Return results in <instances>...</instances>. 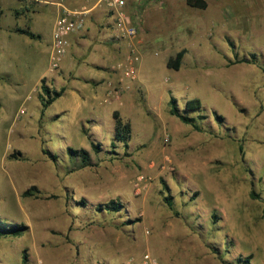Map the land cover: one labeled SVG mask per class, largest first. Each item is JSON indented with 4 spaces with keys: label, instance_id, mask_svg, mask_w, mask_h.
<instances>
[{
    "label": "rangeland",
    "instance_id": "rangeland-1",
    "mask_svg": "<svg viewBox=\"0 0 264 264\" xmlns=\"http://www.w3.org/2000/svg\"><path fill=\"white\" fill-rule=\"evenodd\" d=\"M204 1L197 9L129 0L135 36L121 38L104 2L77 0L103 15L82 33L70 65L45 80L63 94L43 109L42 64L15 41L9 62L7 36L43 3L0 0V223L26 226L0 237V264H21L23 251L28 264H146L145 255L157 264H244L248 256L264 264V0ZM99 19L110 22L106 41ZM181 49L175 71L167 63ZM102 51L113 55L109 78L85 85L78 75L92 64L84 62ZM132 52L137 78L118 84ZM171 97L180 111L200 101L188 114L199 130L170 114ZM115 112L130 123L128 148L114 141ZM110 201L124 209L96 211Z\"/></svg>",
    "mask_w": 264,
    "mask_h": 264
},
{
    "label": "crops",
    "instance_id": "crops-1",
    "mask_svg": "<svg viewBox=\"0 0 264 264\" xmlns=\"http://www.w3.org/2000/svg\"><path fill=\"white\" fill-rule=\"evenodd\" d=\"M19 2V0H15ZM29 5L32 0H28ZM43 1L41 5L35 6L38 10H28L24 12V20L25 22H29L30 25L19 27L17 24H9V32H7V36L9 39V62L12 60L15 61L17 58V55L14 51H12L13 44L15 42H19L22 44V46H26L29 51H31L32 54V62L34 61H40L42 64V71L39 73V76L37 78V81L35 84L40 83L41 79H51L53 77V71L50 70V58H49V52H50V44H51V39H52V29L54 25V21L56 17L59 14L60 7L56 5V3H60L62 6L68 8V9H76L80 10L85 8V5H80V1L77 3V0H41ZM205 2V1H204ZM222 2V0H221ZM95 4V3H93ZM48 5V6H47ZM81 6L77 8V6ZM93 6V5H92ZM94 7V6H93ZM91 7V8H93ZM43 10H46L49 14V16L42 18L38 16ZM91 12V11H90ZM1 15L4 13V11L0 10ZM103 15L100 10H92L90 15L88 16L86 20V28H84L82 31L75 33L70 36V47L68 49V52L66 56L64 57L61 67L64 70L65 66H69L70 62L73 58V55L76 53L77 48L82 47L84 45V40L83 38H80L82 33L87 30V32L90 31L89 25L93 24L92 20L98 16V15ZM4 15V14H3ZM2 15V16H3ZM9 15L18 18V16H15V10L13 8H9ZM99 25V27L104 26L101 28L99 31V34L103 37V40H108L110 39V32L106 28L107 24L110 22H106L104 20L103 22H100V19L96 21ZM103 24V25H101ZM88 27V28H87ZM16 28H28L33 34L39 36L37 39H31L25 35L19 34L14 32ZM6 33V32H5ZM15 41L13 44L12 42ZM12 44V45H11ZM112 60H113V55L109 53L108 51H102L101 53L98 54L97 60L95 62H84L86 64L90 63L92 64L90 67L89 66H84V70H87L85 74H79L78 77L83 80L85 85L91 82H104L106 81L109 77V69L112 68ZM73 65V64H72ZM16 71L15 68H12V66H9V73L11 71ZM84 86H81V89H83ZM104 89V88H103ZM10 90V89H9ZM11 98H13L11 96Z\"/></svg>",
    "mask_w": 264,
    "mask_h": 264
},
{
    "label": "trees",
    "instance_id": "trees-1",
    "mask_svg": "<svg viewBox=\"0 0 264 264\" xmlns=\"http://www.w3.org/2000/svg\"><path fill=\"white\" fill-rule=\"evenodd\" d=\"M187 5H189L192 8H197V9H204L206 7V4L204 0H185ZM14 32L25 35L31 39H37L39 36L33 34L29 29L26 28H16ZM186 53L185 49H181L178 51L174 58L172 60H169L167 63V66L169 68H172L173 70L177 71L179 69V66L181 64L182 58L184 54ZM252 58H254V55H252ZM247 60H242V62H246ZM45 79H41L40 81V100H41V105L43 109H46L49 105H51L55 100L60 98L63 94L62 90L56 91L52 90L48 86L44 84ZM170 114L177 117L181 122L184 124L191 125L194 129H200L199 126L196 124L195 118L189 116L188 114L193 111H197L201 107V103L198 99H189L184 103V108L182 111L178 109L177 106V101L175 98L171 97L170 101ZM114 118V141L123 144L125 148H128V142L130 140L131 136V126L129 122L123 121L121 117H119L118 113L115 112L113 114ZM201 118V117H200ZM202 119V118H201ZM217 119L219 121H222L223 118L218 116ZM113 143V147H114ZM91 148L98 153L100 150L99 145H95L93 142L90 143ZM44 154L48 155L52 160H56L55 155H51L49 152L43 151ZM67 153L70 156H79L81 157L83 162L88 161V153L85 150H73L71 148L67 149ZM11 157H14L13 155ZM29 192H25L24 195H27ZM252 197H255L254 194H251ZM165 201L168 206H171V198L166 197ZM80 205L84 206V202L81 201L79 203ZM124 209V206L121 202L119 201H110L105 204H100L96 207V211L98 212H107V213H118L121 210ZM262 215L264 218V207L262 210ZM26 231V226L23 224H3L0 223V237H5V236H20L21 234ZM251 257L248 256L245 258L243 261L244 264H249ZM240 262V260H238ZM21 264H28V258L27 254L25 251L22 252L21 256Z\"/></svg>",
    "mask_w": 264,
    "mask_h": 264
},
{
    "label": "built area",
    "instance_id": "built-area-1",
    "mask_svg": "<svg viewBox=\"0 0 264 264\" xmlns=\"http://www.w3.org/2000/svg\"><path fill=\"white\" fill-rule=\"evenodd\" d=\"M41 0H38L40 2ZM129 0H98L97 4L105 3L106 7L112 11L114 17V29L117 32L116 36L121 38H132L135 36V27L128 20L124 9ZM43 2V1H41ZM61 9L56 17L52 29V39L50 44V70H57L62 63L65 55L70 47V36L82 31L85 27L88 9H68L60 3H56ZM138 57L132 52L128 63L123 67L121 75L118 77V84H124L128 80L137 78L136 63ZM115 93H118L115 91ZM143 177L137 178L136 186L143 182ZM146 264H157V261L149 255L144 256Z\"/></svg>",
    "mask_w": 264,
    "mask_h": 264
}]
</instances>
